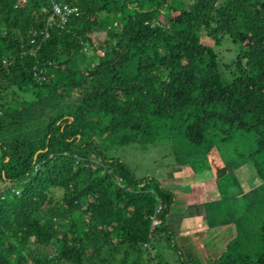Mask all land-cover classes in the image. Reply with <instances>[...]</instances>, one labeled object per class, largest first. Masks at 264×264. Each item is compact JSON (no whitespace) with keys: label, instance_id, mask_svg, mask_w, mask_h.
<instances>
[{"label":"trees","instance_id":"16d2710c","mask_svg":"<svg viewBox=\"0 0 264 264\" xmlns=\"http://www.w3.org/2000/svg\"><path fill=\"white\" fill-rule=\"evenodd\" d=\"M56 4L77 9L62 23ZM226 35L244 46L230 80ZM0 109V264H160L176 194L104 143L245 129L264 156V0H0Z\"/></svg>","mask_w":264,"mask_h":264},{"label":"rangeland","instance_id":"374dc122","mask_svg":"<svg viewBox=\"0 0 264 264\" xmlns=\"http://www.w3.org/2000/svg\"><path fill=\"white\" fill-rule=\"evenodd\" d=\"M103 35L100 30L94 35L98 47ZM214 46L223 77L232 79L244 46L229 35ZM86 53L92 56L95 50L89 48ZM99 60L92 57L94 63ZM160 125L138 140L104 143L107 152L122 158L138 177H156L176 194L167 220L172 237H155L153 251L160 264H257L256 253L263 251L258 235L264 223V178L260 172L264 156L257 152L255 132L236 129L228 136L218 132L212 135L209 146H200L183 130ZM186 201L188 206L183 208ZM231 221V225L211 228ZM238 228L242 234L220 258L226 245L236 238ZM210 232L219 234L216 242L208 237ZM208 238L209 242L205 241Z\"/></svg>","mask_w":264,"mask_h":264},{"label":"built area","instance_id":"2783aa9c","mask_svg":"<svg viewBox=\"0 0 264 264\" xmlns=\"http://www.w3.org/2000/svg\"><path fill=\"white\" fill-rule=\"evenodd\" d=\"M76 9L77 8H75L74 6L69 5V4H64V5L56 4L54 6L55 14L60 16L61 21L63 23H66L68 21L69 16L72 13L76 12ZM155 24H160V23H159V21H155ZM46 35H47V33H46ZM1 114H2V111L0 109V116H1ZM158 211H159V209H158ZM159 223H160V220L157 217H155L154 221H153L154 226L159 224ZM145 245L149 246V244H147V243Z\"/></svg>","mask_w":264,"mask_h":264},{"label":"crops","instance_id":"0c3cea01","mask_svg":"<svg viewBox=\"0 0 264 264\" xmlns=\"http://www.w3.org/2000/svg\"><path fill=\"white\" fill-rule=\"evenodd\" d=\"M174 204H175V203H174ZM174 204H173V205H174ZM187 206H188V203H187V201H186V202L183 203V208H187ZM188 209H190V208L188 207ZM171 210H172V208H171ZM171 213H172V212H170V216H171ZM231 223H233V221H231V222H225V223H223V224H221V225H217V226H212L211 228L214 229V228L224 227L225 225H231ZM205 229H207V227H205ZM208 237H210L211 240H213L214 242H216V238L219 237V234L214 233V232H213V233L210 232V233L208 234ZM223 240H224V239H221V241H219V242L222 243ZM232 240H233V239H232ZM205 241L209 242V238H208V239H205ZM219 242H218V243H219ZM226 242H228V239H226L225 243H226ZM230 242H231V241H230ZM230 242H229V243H230ZM229 243H228V244H229ZM228 244H227V245H228ZM227 245H226V246H227ZM225 249H226V248H225ZM225 249L221 252V256H223V255L225 254V253H224ZM221 256H220V258H221Z\"/></svg>","mask_w":264,"mask_h":264}]
</instances>
